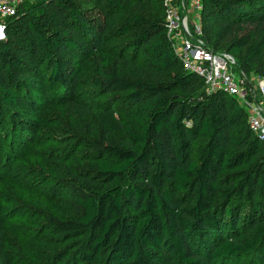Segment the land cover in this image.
Instances as JSON below:
<instances>
[{"label":"trees","instance_id":"1","mask_svg":"<svg viewBox=\"0 0 264 264\" xmlns=\"http://www.w3.org/2000/svg\"><path fill=\"white\" fill-rule=\"evenodd\" d=\"M90 3L27 2L0 43V133L7 124L22 134L40 125L46 101L74 95L99 43H114L92 82L120 96L97 116L84 185L54 205L61 232L92 234L91 263L263 264L264 143L247 111L185 71L163 0ZM201 16L207 46L264 79V0H203Z\"/></svg>","mask_w":264,"mask_h":264},{"label":"rangeland","instance_id":"2","mask_svg":"<svg viewBox=\"0 0 264 264\" xmlns=\"http://www.w3.org/2000/svg\"><path fill=\"white\" fill-rule=\"evenodd\" d=\"M90 1L77 3L89 9ZM113 45L98 44L100 49L79 76L74 95L65 102L46 101L38 127L22 134L11 132L6 124L0 133V264L105 263V257L97 263L85 260L92 234H63V218L54 205L72 198L76 183L84 185L78 177L85 176L88 161L100 149L97 116L120 96L92 82V65ZM126 207L130 212L131 206ZM237 264L254 262L252 257H241Z\"/></svg>","mask_w":264,"mask_h":264},{"label":"built area","instance_id":"3","mask_svg":"<svg viewBox=\"0 0 264 264\" xmlns=\"http://www.w3.org/2000/svg\"><path fill=\"white\" fill-rule=\"evenodd\" d=\"M34 0H0V43L7 40L8 21ZM167 36L185 71L196 75L208 94L236 98L248 113L251 131L264 143V79L248 78L228 53H218L204 39L203 0H163Z\"/></svg>","mask_w":264,"mask_h":264}]
</instances>
